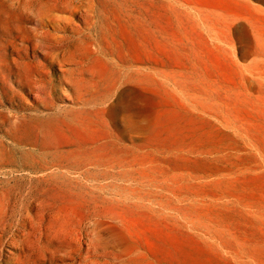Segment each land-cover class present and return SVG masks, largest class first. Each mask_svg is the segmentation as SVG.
Listing matches in <instances>:
<instances>
[{"label":"rangeland","instance_id":"rangeland-1","mask_svg":"<svg viewBox=\"0 0 264 264\" xmlns=\"http://www.w3.org/2000/svg\"><path fill=\"white\" fill-rule=\"evenodd\" d=\"M1 74L0 264H264V0H0Z\"/></svg>","mask_w":264,"mask_h":264},{"label":"bare ground","instance_id":"bare-ground-1","mask_svg":"<svg viewBox=\"0 0 264 264\" xmlns=\"http://www.w3.org/2000/svg\"><path fill=\"white\" fill-rule=\"evenodd\" d=\"M17 1V0H16ZM24 2V1H23ZM71 2V1H70ZM80 2V1H79ZM60 3V2H59ZM58 3V4H59ZM15 4V3H14ZM63 4V3H62ZM66 4V3H65ZM23 5V4H22ZM21 6V5H20ZM54 6V5H53ZM61 6V5H60ZM37 8V7H36ZM33 9H34V7H33ZM79 10V9H78ZM41 11V10H40ZM39 12V11H38ZM37 12V13H38ZM52 12V11H51ZM54 12V11H53ZM40 15V14H39ZM63 16V15H62ZM41 17H42V15H41ZM56 17V16H55ZM37 19V18H36ZM56 19V18H55ZM46 20V19H45ZM57 20V19H56ZM42 22V21H41ZM57 23V22H56ZM60 23V22H59ZM47 24V23H46ZM60 25H61V23H60ZM40 26V25H39ZM44 26V25H43ZM38 27V26H37ZM61 27V26H60ZM45 28V27H44ZM93 28V27H92ZM50 29V28H49ZM53 29V28H52ZM56 29V28H55ZM95 30V29H94ZM53 32L55 31V30H52ZM51 31V32H52ZM72 31V30H71ZM46 32H48V31H46ZM46 32H44V34H46ZM35 33H36V30H35ZM38 33V32H37ZM49 33V32H48ZM61 33V32H60ZM64 33V32H63ZM84 33V32H83ZM57 34V33H56ZM74 34V33H73ZM68 35V34H67ZM71 35V34H70ZM69 35V36H70ZM84 35V34H83ZM40 36V35H39ZM65 36V35H64ZM64 36H62V37H64ZM78 36V35H77ZM80 36V35H79ZM78 36V37H79ZM59 37V36H58ZM61 37V38H62ZM67 37V36H66ZM73 37H74V35H73ZM82 37H84V36H82ZM87 37V36H86ZM35 38H37V37H35ZM68 38V37H67ZM75 38H76V35H75ZM81 38V37H80ZM90 38V37H89ZM46 39V38H45ZM86 39V38H85ZM37 40V39H36ZM50 40V39H49ZM46 41H47V39H46ZM22 42V41H21ZM42 42V41H41ZM49 42V41H48ZM52 42V41H51ZM59 42V41H58ZM82 42H84V41H82ZM35 44V43H34ZM53 44H54V41H53ZM79 44H82V43H80L79 42ZM62 45V44H61ZM70 45V44H69ZM68 45V46H69ZM72 45V44H71ZM74 45V44H73ZM88 46V45H87ZM47 47V46H46ZM60 48H62V47H60ZM77 48H78V46H77ZM92 48V47H91ZM94 48V47H93ZM64 49H66V48H64ZM68 49V48H67ZM80 50V49H79ZM75 52H76V49H75ZM78 52V51H77ZM73 53V52H72ZM88 53V52H87ZM80 54V53H79ZM82 54H84V53H82ZM50 55V54H49ZM87 55V54H86ZM89 55V54H88ZM87 55V56H88ZM48 56V55H47ZM67 56V55H66ZM72 56V55H71ZM20 57V56H19ZM68 57V56H67ZM77 57H78V55H77ZM84 57V56H83ZM89 57V56H88ZM21 58V57H20ZM53 58V57H52ZM59 58V57H58ZM57 58V59H58ZM24 59V58H23ZM60 59V58H59ZM81 59V58H80ZM86 59H89V58H86ZM48 60V59H47ZM79 60V59H78ZM91 60V59H90ZM58 61V60H57ZM60 61V60H59ZM67 61V60H66ZM81 61V60H80ZM79 61V62H80ZM83 61H85V60H83ZM76 62V61H75ZM98 62H99V60H98ZM97 62V63H98ZM55 63H56V61H55ZM54 63V64H55ZM61 63V62H60ZM78 63V62H77ZM86 63V62H85ZM94 63V62H93ZM63 64V63H62ZM79 64V63H78ZM77 64V65H78ZM90 64V63H89ZM95 64H96V62H95ZM56 65V64H55ZM94 65V64H93ZM80 67V66H79ZM92 67V66H91ZM94 67V66H93ZM97 67V66H96ZM62 68V67H61ZM64 68H65V66H64ZM85 69V68H84ZM148 69V68H147ZM67 71V70H66ZM86 71V70H85ZM85 71H84V73H85ZM88 71V70H87ZM91 71V70H90ZM96 71V70H95ZM94 72V71H93ZM69 73V72H68ZM87 73V72H86ZM97 73V72H96ZM4 74V73H3ZM3 74H1L2 76H0V79H1V83L0 84H2V86H4L5 88H6V91L8 92V94H10V95H12L13 97H15V98H17V99H21V95H20V93L18 92V91H16V89H14L11 85L12 84H9V82H8V77L7 76H4ZM83 74V73H82ZM94 74V73H93ZM100 74V73H99ZM87 75V74H86ZM90 75V74H89ZM20 77V76H19ZM87 77V76H86ZM93 77V76H92ZM83 78V77H82ZM21 79V78H20ZM85 79V78H84ZM87 79H88V77H87ZM87 81V80H86ZM16 82H17V80H16ZM25 82V81H24ZM18 84L20 85V87H23V86H25L26 84H23V80H19L18 81ZM33 84V83H32ZM63 84V83H62ZM30 85H31V83H30ZM42 87V86H41ZM40 87V88H41ZM31 89L32 90H36V92H37V95H41L40 93H39V88H37V87H35V86H31ZM18 90V89H17ZM35 92V91H34ZM43 93H45V92H43ZM51 93V92H50ZM53 94V93H52ZM4 95V94H3ZM24 95V94H23ZM65 95V94H64ZM7 96V95H6ZM47 96V95H46ZM66 96H67V94H66ZM1 97L2 96H0V103L1 102H3V100L1 99ZM35 97V96H34ZM42 96H40V98H41ZM25 98V97H24ZM36 98V100H37V97H35ZM52 99H53V97H51ZM7 99V98H6ZM7 101V100H6ZM19 101V100H18ZM22 101V100H21ZM44 101V100H43ZM9 102V101H8ZM44 103V102H43ZM46 103V102H45ZM52 102H50V104H51ZM52 105V104H51ZM12 108V107H11ZM39 108V107H38ZM43 108V107H42ZM45 109V108H44ZM20 110V109H19ZM10 111H12V110H10ZM13 113V112H12ZM11 113V114H12ZM16 113V112H15ZM22 115H24V114H22ZM12 117V116H11ZM17 117L18 116H13L12 117V119L13 118H16L17 119ZM7 118H9V120L11 119L10 117H7ZM21 118V117H20ZM23 118H25L24 116H23ZM12 121V120H11ZM15 121V120H14ZM16 122V121H15ZM17 123V122H16ZM15 123V124H16ZM4 124V123H3ZM11 125V124H10ZM12 126H13V124H12ZM119 247V246H118ZM115 249H117L116 247L114 248V250ZM108 254V255H107ZM106 254V256H105V258H103L101 261H99V260H93L92 258H90V257H87L86 259H87V262L85 263V264H124L126 261H123V260H121V258L119 257V259H118V256L115 254V253H113V252H109V253H107ZM89 255V254H88ZM93 256V255H92ZM99 258V257H98ZM82 258L81 259H78V261H76V263L75 264H81L82 263ZM86 261V260H85ZM127 264H129L128 262H127Z\"/></svg>","mask_w":264,"mask_h":264}]
</instances>
